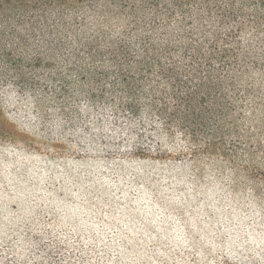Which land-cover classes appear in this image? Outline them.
Returning a JSON list of instances; mask_svg holds the SVG:
<instances>
[{
  "label": "trees",
  "instance_id": "1",
  "mask_svg": "<svg viewBox=\"0 0 264 264\" xmlns=\"http://www.w3.org/2000/svg\"><path fill=\"white\" fill-rule=\"evenodd\" d=\"M263 90L264 0H0V264H264L190 172L259 174Z\"/></svg>",
  "mask_w": 264,
  "mask_h": 264
},
{
  "label": "rangeland",
  "instance_id": "2",
  "mask_svg": "<svg viewBox=\"0 0 264 264\" xmlns=\"http://www.w3.org/2000/svg\"><path fill=\"white\" fill-rule=\"evenodd\" d=\"M261 97L264 100V90L261 92ZM38 133V132H36ZM44 136H29V140L35 138L39 140ZM264 146V136H259ZM24 147H28L23 143ZM31 148H27L30 150ZM40 152L45 151V147H39ZM4 151V136H0V155ZM264 155V149L259 153ZM222 163L215 159H203L200 164L193 166L190 169L192 176L201 179L200 183L193 187V193L200 196H207V201L211 203L219 202L220 208L223 207V212L230 207L232 211H237L242 207L249 208L253 211V216L264 214V162L256 167L257 175L251 181L243 179H233L229 172L222 170ZM210 207H208L209 209Z\"/></svg>",
  "mask_w": 264,
  "mask_h": 264
}]
</instances>
